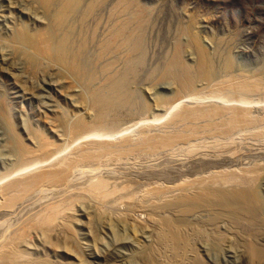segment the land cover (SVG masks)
<instances>
[{"label": "rangeland", "instance_id": "1", "mask_svg": "<svg viewBox=\"0 0 264 264\" xmlns=\"http://www.w3.org/2000/svg\"><path fill=\"white\" fill-rule=\"evenodd\" d=\"M62 10L59 32L68 35L70 54L77 46L78 77L13 39L18 31L53 32ZM130 59L138 63L121 87ZM106 103V121L119 119L113 126L71 131L78 121L91 124ZM208 104L218 114H182ZM235 107L253 119L233 124ZM159 138L167 144L149 146ZM25 146L30 164L5 177L15 167L11 155ZM86 149L99 157L78 159ZM61 160H72L63 178L5 202V183ZM249 170L264 208V0H0V256L17 241L31 264H145L140 252L163 237L149 222L161 219L150 204L228 187L220 174ZM211 206L189 215L184 248L164 239L155 243H163L159 252L152 245L158 264L194 256L205 264H264V233L250 256L242 226Z\"/></svg>", "mask_w": 264, "mask_h": 264}, {"label": "bare ground", "instance_id": "2", "mask_svg": "<svg viewBox=\"0 0 264 264\" xmlns=\"http://www.w3.org/2000/svg\"><path fill=\"white\" fill-rule=\"evenodd\" d=\"M38 1L45 4L46 0H38ZM60 6L63 8L62 4H60ZM71 6L72 5H70L69 7H71ZM120 6L124 9H127L126 8L127 6L125 4H122ZM88 8H89V5H88ZM129 12L126 11V14ZM136 13H138V12H136ZM67 15H68V13L63 14V10L59 14H56L55 23L51 26V28L53 29V32H51L52 30L50 32L49 31L44 32V31L39 30L35 34L32 33L33 34L32 36H28L31 33L30 34L29 33L22 34L21 31H18L16 36L13 39L15 41H19V43L22 42V44H23V42H26L25 44L28 45L29 49H32L30 51H32V53L35 56L39 57L40 59H42V58H44L45 60L54 59L52 61L57 62V64L62 65V67L64 66L66 68V67L70 66L71 69H68V68L67 69L69 71H71V73L74 74L76 77H78L80 74V70L77 69V66H78L77 65V58H78V54H79L77 51V48H76L77 46L75 48L73 47L74 51H71L73 53L70 54L69 49H72L71 48L72 43L69 40L67 34L59 32V30L62 31L63 28H65V26H66V24H64V22L67 20ZM131 15H133L132 12H131ZM138 15H141V14H138ZM128 19H129V17H128ZM130 19H131V17H130ZM143 20H144V18H143ZM135 33H137V32H135ZM24 36H26V37H24ZM137 40H138L137 45H140L142 42L141 37L137 38ZM110 42L111 41H109V43ZM13 43H15V42H13ZM111 46H113V45H111ZM133 46H134V44H133ZM135 47H133V49ZM19 48L22 49L21 46ZM139 50L141 51L142 49L139 48ZM132 51L133 50L129 51V53H131ZM138 51H137V53L139 54L140 52H138ZM135 53L136 52L134 49V55H135ZM132 57L134 58L133 55H132ZM132 57H131V59H132ZM129 58H130V55H129ZM32 62L34 64V61H32ZM67 62H69V64L67 66H65V63H67ZM133 62H135V61L133 60L132 64H130V61L128 60L129 64L126 65L125 72L122 75L123 79L120 82V83H122V84H120L121 87L126 83L125 77H128V76H125V75H128L126 73L127 72L131 73V70L136 68L135 65L138 62L137 63L135 62L134 65H133ZM128 65H130V67ZM130 78H132V77H130ZM122 90L123 89L118 91V93L122 92ZM104 100L105 99L102 96H100L98 98V101H97V98H95L93 100L92 104L98 105V104H101ZM205 106H207V107H205ZM205 106L201 110L200 109L198 110L196 108L195 109H185L184 111H182V114H183V116L185 115L186 117L189 116L192 118L198 114H200L202 116H210L212 114H218V112H219L218 108H220V107L215 106V105L211 106L209 104L205 105ZM106 108H108L107 103L100 106V107H96L95 108L96 119L91 124L87 125L83 121H78L72 127L71 131H73L78 136L80 133H81V135H83L82 133L87 132V129L99 130L102 128L103 129L107 128L108 125H109V127L113 126L114 121L119 120V119H116L117 117L116 118L112 117L111 120L106 121L107 118H109L107 116ZM200 108H202V107H200ZM232 110H231L232 115H231L229 120L232 121L233 124H235V125H238V124L239 125L240 124L247 125L246 123L248 122V120L250 122L253 119V118L249 119L250 116L248 113L250 111L248 112L246 109L235 107ZM105 114H106V116H104ZM180 115H181V113H180ZM76 135H74V137ZM92 143H94V141H92ZM165 144H167V139H165V138L160 139L159 138L156 142L152 143L149 146L150 147H156V146L158 147L160 145V147H162ZM87 145L91 146V144L89 142ZM25 147H26L25 150L23 149L24 153L20 156H18V153H19V151L21 152V150H17L16 151L17 153L15 152L16 154H14V152L12 153L14 155L13 156L11 155V157L15 156V158H14L15 161L12 165L15 167H13L12 170L7 172L5 174V177L12 175V174H15V173L17 174L18 172L21 173V171L24 170L25 168H27V165L30 164L24 158L27 155H28V157H31L33 152L30 150L31 151L30 154H27V146H25ZM97 156H98V153H92L86 149V151H84L83 153L82 152L79 153V157H77V158L78 159H84V158H87V159L96 158L97 159ZM20 161H22V164L18 163ZM24 161H26V162H24ZM71 162H72V160H70V161L61 160V161L57 162L55 165H53L52 168H50V169L45 168V169L39 170L37 172H32V173H29L26 175H24V174L20 175L18 177H15L14 179L12 178V180H10L8 183H5V185L3 186L2 191H1V193H3L2 197L6 196V198L4 197L5 202L10 201L12 198L20 195L23 191H27L34 184H38V183L48 181V180L54 181V180H58V179L63 178L64 173H66V168L71 164ZM245 172L242 175H238V174H234V173H228V174L221 176V174H220L219 178L223 179L221 181H224V184L222 183V185L223 186L227 185V184L230 185L228 187L226 186L225 188L223 187L224 189L223 188L221 189L219 187H217L215 189L212 186H211L212 187L211 188L209 185V188L208 187L199 188L196 191V194L193 196L185 194V195L180 196L179 198H176V200L173 199V200L162 201V199H161L162 203L160 202V204H150L149 209L151 210V212L156 213V214L158 213L159 216H161V219H159V221H158V219H156V220L154 219V221H153V220H151L153 218H150V221H149L150 224H155V225H151V227L157 226L159 228V230L163 234H161V232H158V233L163 235V237L160 236V234L158 236L162 237V240L163 239L166 240V241L163 240L164 242L167 243V241L168 242L170 241V242H172V244L178 245V246H181L184 248L186 246V244L188 243V241H187L188 237H186L187 234L185 235L183 231L186 229L185 225H187V223H189V220H188L189 215L190 214L193 215L194 209L196 210L198 207L201 208V206H205V205H210V206L215 205V202H217L220 206V209H221L220 212L225 214L226 218L231 217L232 219H234L237 226H239V225L242 226L241 229H242V231L244 230V232H245L244 234H242V241H243V243L248 244L247 251L249 252L250 256L253 257L255 255H258L257 252H258V247L260 244L259 240L261 239V236H262L261 234L264 233V214L261 212L264 208L262 206V203L259 200V195L257 194L258 192L256 193L253 191V185H254V179H255L254 177L256 176V175L254 176V171L252 172V170H249V171H247V173H245ZM229 191H231V192H229ZM226 192H228L230 194L226 195ZM219 206H218V208H219ZM210 208L212 209V206ZM169 209H173L174 212H171ZM222 213L220 216L225 217L224 215H222ZM220 216L217 215V217H220ZM217 219L220 221V218H216L214 221L216 222ZM221 220H222V218H221ZM215 222H212V223L214 224ZM161 224H163L165 226V229L161 226ZM209 225H211V224H209ZM228 225L229 224H227V226ZM233 225H235V224H233ZM187 226H189V225H187ZM199 226H200V224H199ZM183 227H185L184 230H182ZM154 228H152V229H154ZM161 228H163V230ZM227 228H229V227H227ZM229 229L231 230V227ZM187 230H185V231H187ZM216 231H217V228H216ZM152 232H151V234L154 235L155 232H153L154 234ZM222 233H217L216 237L218 239L222 240L224 235H225V234L223 235ZM251 234H255V236L252 235L254 237H250ZM151 238H153V237H151ZM154 239H155V235H154ZM158 239H159V237L156 238L155 243L157 241L159 242L160 239L159 240ZM162 240H160V241H162ZM12 242H14V241H12ZM155 243L154 242L152 244L150 243V245H148L147 247L145 246L146 248H144L140 252V257L143 259V262L145 264H158V261L155 259V257H157L156 255L158 254L156 251L158 250V252H159V249L161 248L160 245H162L163 243L161 242L162 244H160L159 247H157V245H156L157 243L156 244ZM153 244H155V245H153ZM12 245H13V248H8L7 250L2 252V254L0 256V263L1 264H31V263H28L27 261L23 260L25 258V256H24L23 249H21V245L17 241H15ZM152 245L154 246V249H157L156 251L153 250ZM166 245H167L166 247L169 246L168 244H166ZM155 246L157 248H155ZM162 249H165V247H163ZM178 249H180V247ZM172 250H175V249H172ZM182 250H185V249H182ZM154 252L156 253L155 256L153 255ZM177 255H178V253H177ZM194 257H195V258H193L194 260H192L191 262H188V264H205L203 262V260H201L199 257H197V256H194ZM40 262H43V261L42 260L37 261V263H40ZM37 263L34 262L33 264H37ZM159 264H161V263H159Z\"/></svg>", "mask_w": 264, "mask_h": 264}]
</instances>
